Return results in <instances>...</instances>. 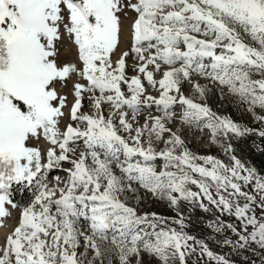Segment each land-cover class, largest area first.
Here are the masks:
<instances>
[{
	"label": "snow or ice",
	"instance_id": "6c2138e0",
	"mask_svg": "<svg viewBox=\"0 0 264 264\" xmlns=\"http://www.w3.org/2000/svg\"><path fill=\"white\" fill-rule=\"evenodd\" d=\"M213 89L262 127L214 111ZM205 129L227 162L188 147L182 130ZM252 133L264 138V0H0V227L19 209L0 264H233L185 231L181 201L214 208L208 227L236 237L222 243L264 264V175L227 142ZM140 190L178 218L139 212Z\"/></svg>",
	"mask_w": 264,
	"mask_h": 264
},
{
	"label": "rangeland",
	"instance_id": "374dc122",
	"mask_svg": "<svg viewBox=\"0 0 264 264\" xmlns=\"http://www.w3.org/2000/svg\"><path fill=\"white\" fill-rule=\"evenodd\" d=\"M58 47L60 49L59 58L62 62H74L75 61V57H76L75 49L73 48L71 41H69L67 33L63 34V39L58 44ZM124 47L125 45L121 43V48H124ZM73 78L75 79V76ZM199 82L201 84L208 83L207 81L203 79H201ZM57 87H58V90H61L62 92H67L68 88L71 87V81L68 82V88H65L63 83H59ZM184 91H185V94H189L190 86L185 84ZM222 91L225 94H227V89H223ZM153 94H156L154 90H153ZM68 99L69 101H71L72 97L69 95ZM206 102L214 111L218 112L221 115L230 116L234 121L239 122L242 125H246L254 129L262 127L258 122L253 120L250 113H247L243 107L239 106L235 102L234 98L232 97H229L227 99L221 98V90L213 89L212 91H210L206 96ZM85 107L87 108V101H85ZM176 111L179 112L180 109L177 107ZM144 115H147V113L145 112L140 117L141 123L143 122ZM61 127H63V124H61ZM182 131H184L186 135V142L188 144V147L190 146L191 149L195 153H198L201 155L211 154V155L218 156L219 158L225 160L226 162L228 161V157L224 155L223 149L220 147V144L219 143L212 144L210 142V139H209L210 134L206 129L203 132H197L195 130H182ZM250 135H251V139H254V137L258 136L255 133H252ZM31 143L35 145L36 144L35 139H33ZM40 143L43 144L42 138H41ZM156 147L159 148L160 146L157 145ZM241 161L245 163L246 166L254 168L251 165V163L245 162L243 160ZM156 163H157V168L159 170V166L161 162L158 160ZM55 174L57 173L55 172L52 173V175H55ZM59 174L63 175V173H59ZM193 189L196 190L194 186H193ZM136 195L139 196L140 198L139 203H136L134 200H131V199L129 202L135 204L139 212L141 213L155 212L161 217L169 218V223H171V218H178L176 208L170 206L169 202L166 199H158L157 197L152 196L150 193H147L144 190H140ZM179 210L180 212H183V213L189 210H200L201 212L200 218L197 219V220L201 219V221L198 222L199 228L190 229L189 228L190 225H188V222H187L188 217H185L184 218V222L186 224L185 231H187L190 235L197 237L198 239L204 240L206 243H208L212 251H214L217 254L224 255L226 258L232 261L233 264H250L251 261H256L257 264H259V256H257L253 252L247 249L240 250V251H234L232 250L231 246H226L222 243V239L225 236L235 240L236 237L232 233L225 232L223 234H217V233H214L213 230L208 227V224L214 221L216 216L220 215L214 208L211 211L205 212L202 209H200L197 205L189 204L186 201H181L179 204ZM10 216H11L10 219L5 218L6 226L0 227V243L3 242V238L15 225L18 219V216H19V209H14V210L10 209ZM221 218L224 220L229 219L227 216H223ZM172 226L178 227L177 225H172ZM196 233H200L201 236L196 235ZM142 259L144 261H147L150 259V257L147 254H144L142 256ZM189 264H191V262H189ZM212 264H214V262H212Z\"/></svg>",
	"mask_w": 264,
	"mask_h": 264
},
{
	"label": "trees",
	"instance_id": "16d2710c",
	"mask_svg": "<svg viewBox=\"0 0 264 264\" xmlns=\"http://www.w3.org/2000/svg\"><path fill=\"white\" fill-rule=\"evenodd\" d=\"M227 142L233 145V154L239 159L251 163L259 174L264 175V138L256 136L254 139H251V135L249 134L240 138L233 137ZM189 148L191 149L190 146ZM13 198L16 202L23 204L30 200L31 193L30 191H21L19 188H16L13 193ZM181 213L184 218L188 217L187 222L188 225H190V229L199 228L198 222H200L201 219H197L200 218V210H189ZM196 235L201 236L200 233H196Z\"/></svg>",
	"mask_w": 264,
	"mask_h": 264
}]
</instances>
